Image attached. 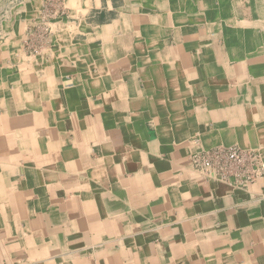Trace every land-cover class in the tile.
Instances as JSON below:
<instances>
[{
    "label": "crops",
    "instance_id": "1",
    "mask_svg": "<svg viewBox=\"0 0 264 264\" xmlns=\"http://www.w3.org/2000/svg\"><path fill=\"white\" fill-rule=\"evenodd\" d=\"M0 2V264H264V0Z\"/></svg>",
    "mask_w": 264,
    "mask_h": 264
},
{
    "label": "built area",
    "instance_id": "2",
    "mask_svg": "<svg viewBox=\"0 0 264 264\" xmlns=\"http://www.w3.org/2000/svg\"><path fill=\"white\" fill-rule=\"evenodd\" d=\"M197 170L205 175H220L239 183L252 181L264 174V159L258 153L239 147H218L194 157Z\"/></svg>",
    "mask_w": 264,
    "mask_h": 264
},
{
    "label": "rangeland",
    "instance_id": "3",
    "mask_svg": "<svg viewBox=\"0 0 264 264\" xmlns=\"http://www.w3.org/2000/svg\"><path fill=\"white\" fill-rule=\"evenodd\" d=\"M0 4H1V2H0Z\"/></svg>",
    "mask_w": 264,
    "mask_h": 264
}]
</instances>
